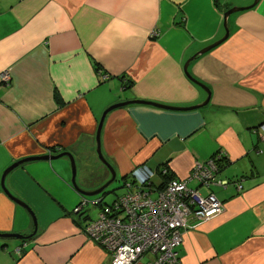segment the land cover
Listing matches in <instances>:
<instances>
[{"label": "crops", "instance_id": "obj_1", "mask_svg": "<svg viewBox=\"0 0 264 264\" xmlns=\"http://www.w3.org/2000/svg\"><path fill=\"white\" fill-rule=\"evenodd\" d=\"M250 2L0 0V74L11 76L0 80V179L17 160L68 151L77 185L101 186L110 178L96 153L104 110L133 99L202 103L207 92L183 66L224 34L226 9ZM227 26L228 37L187 67L209 89L205 105L128 104L109 111L100 131L120 188L133 178L159 188L160 171L186 179L195 162L217 152L225 158L217 176L230 181L226 188L188 182L202 194L212 191L224 209L185 230L183 264H264V0L232 13ZM71 177L66 156L27 161L6 175V188L31 208L36 227L0 184V232L30 235L0 237V264H112L83 231L87 216L94 218L89 206L98 213L92 202L102 197H87L88 206L75 212L84 199ZM151 259L144 253L134 264Z\"/></svg>", "mask_w": 264, "mask_h": 264}, {"label": "built area", "instance_id": "obj_2", "mask_svg": "<svg viewBox=\"0 0 264 264\" xmlns=\"http://www.w3.org/2000/svg\"><path fill=\"white\" fill-rule=\"evenodd\" d=\"M10 79L9 71L0 74L1 82L8 83ZM191 180L207 188L213 185L226 188L230 183L217 176L213 158L195 162L186 179L172 178L159 188H151L145 179H129L124 183V191L111 203H104L97 216L85 223L83 231L108 251L112 264H134L144 253L153 256L149 264H183L178 248L185 230L195 228L224 209L212 191L202 194L198 188L189 187ZM232 183L241 190L238 181ZM152 193L155 198L150 196ZM83 204L85 199L74 211H80ZM189 217L194 219L192 224H187Z\"/></svg>", "mask_w": 264, "mask_h": 264}, {"label": "water", "instance_id": "obj_3", "mask_svg": "<svg viewBox=\"0 0 264 264\" xmlns=\"http://www.w3.org/2000/svg\"><path fill=\"white\" fill-rule=\"evenodd\" d=\"M259 0H253V2L249 5H245V6H231L228 9H226L223 12V27H224V34L218 38L217 40L211 42L210 44L206 45L205 47L201 48L198 52H196L193 56H191L188 60H186L183 69L185 74L195 83H197L199 86H201L206 92H207V97L206 99L200 103V104H194V105H190V106H173V105H167V104H162V103H158V102H154V101H149V100H142V99H133V100H127V101H122V102H118L115 104H111L110 106H108L100 120H99V124H98V128H97V132H96V153L98 155V158L101 160L102 163H104L109 172H110V178L104 182L101 186H99L98 188H95L93 190H84L82 188H80L77 183L75 182V174H76V165H75V160L73 155L68 152V151H63L60 152L58 154H44V155H39V156H32V157H26L20 160H17L15 162H13L12 164H10L9 166H7L1 175V179H0V184H1V188L3 190V192L14 202H16L17 204H19L20 206H22L32 217L34 226L36 227V218L35 215L33 213V211L31 210V208L22 200H20L19 198L13 196L9 190L6 188L5 184H4V179L6 177V175L13 170L14 168H16L17 166H19L20 164L27 162V161H31V160H53V159H58L60 157L66 156L68 157L69 161H70V166H71V183L74 187L75 190H77V192H79V194H81V196L83 197V199H85V201L87 202L88 196H94V195H99L102 193V191H104V189H106L116 178V173L114 168L111 166V164L104 158L102 152H101V145H100V131H101V127H102V123H103V119L105 117V115L111 111L112 109L118 108V107H122L128 104H147V105H152L158 108H164V109H171V110H192V109H196L199 107H202L203 105H205L208 102L209 99V89L202 84L201 82H199L198 80H196L194 77H192L188 70V64L190 63L191 60H193L194 58H196L199 55H202L203 53L211 50L212 48H214L215 46L219 45L220 43H222L229 35V28L227 26V18L232 14L235 13L237 11H242L245 9H249L253 6H255L257 4ZM99 199V198H98ZM30 235H23L20 233H16V232H0V237H16V238H20V239H27Z\"/></svg>", "mask_w": 264, "mask_h": 264}, {"label": "rangeland", "instance_id": "obj_4", "mask_svg": "<svg viewBox=\"0 0 264 264\" xmlns=\"http://www.w3.org/2000/svg\"><path fill=\"white\" fill-rule=\"evenodd\" d=\"M253 2V0H251L250 4ZM76 179V177H75ZM222 179H226V178H222ZM99 187V186H98ZM106 190L108 191L104 196H103V199H102V204L105 203V204H109L111 203L114 198L116 197L117 194L123 192V188H120L119 187V181L117 179H115L107 188ZM97 196H101L100 194L99 195H94V196H88L89 198H92V197H97ZM150 196L152 198H155L156 195L155 193H152L150 194ZM85 206H88V205H85ZM89 213L92 215L91 217H96L97 216V209H94V208H91L89 206Z\"/></svg>", "mask_w": 264, "mask_h": 264}, {"label": "trees", "instance_id": "obj_5", "mask_svg": "<svg viewBox=\"0 0 264 264\" xmlns=\"http://www.w3.org/2000/svg\"><path fill=\"white\" fill-rule=\"evenodd\" d=\"M219 156V157H218ZM211 158H213L214 159V161L216 162V166H217V174H218V172L219 171H221V169L225 166V158L222 156V154L221 153H218L217 152V154H214V156L213 157H211ZM159 174L162 176V178H163V182H164V184L165 183H167L169 180H171L172 178H175V177H173V176H171L168 172H167V170H165V171H160L159 172ZM126 177H123L122 179H125ZM220 187V186H219ZM235 187V186H234ZM108 191L106 190V189H104V191H102V193L100 194L101 195V197H103L106 193H107ZM100 197V196H99ZM80 204V203H79ZM78 204V205H79ZM77 205V206H78ZM94 205H96V206H98V207H100V209H102L104 206V203L102 204V201H100V202H97L96 204H94ZM76 206V207H77ZM84 206V205H83ZM83 208V207H82ZM81 208V209H82ZM81 209H80V211H81ZM80 211H78V212H80ZM77 212V213H78ZM86 219H88L87 221H86V223L91 219H89V216H87V218ZM83 229H84V227H83Z\"/></svg>", "mask_w": 264, "mask_h": 264}, {"label": "flooded vegetation", "instance_id": "obj_6", "mask_svg": "<svg viewBox=\"0 0 264 264\" xmlns=\"http://www.w3.org/2000/svg\"><path fill=\"white\" fill-rule=\"evenodd\" d=\"M87 202L85 201V204H86ZM81 204V203H80ZM84 205V204H83ZM83 205L81 206V208L83 207Z\"/></svg>", "mask_w": 264, "mask_h": 264}]
</instances>
